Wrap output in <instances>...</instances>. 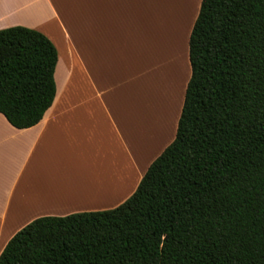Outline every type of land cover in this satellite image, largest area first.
Instances as JSON below:
<instances>
[{"label": "trees", "instance_id": "obj_1", "mask_svg": "<svg viewBox=\"0 0 264 264\" xmlns=\"http://www.w3.org/2000/svg\"><path fill=\"white\" fill-rule=\"evenodd\" d=\"M175 138L103 210L35 218L0 264H264V0H202ZM55 44L0 30V112L16 127L53 103Z\"/></svg>", "mask_w": 264, "mask_h": 264}, {"label": "crops", "instance_id": "obj_2", "mask_svg": "<svg viewBox=\"0 0 264 264\" xmlns=\"http://www.w3.org/2000/svg\"><path fill=\"white\" fill-rule=\"evenodd\" d=\"M201 1L0 0V30H39L58 51L56 93L41 120L19 128L0 112V254L35 218L113 208L135 191L175 138ZM178 70L171 95L175 129L168 123L170 141L152 158L141 133L150 139L146 126ZM77 171L96 180L80 179L77 190L61 197L48 194L59 175Z\"/></svg>", "mask_w": 264, "mask_h": 264}, {"label": "rangeland", "instance_id": "obj_3", "mask_svg": "<svg viewBox=\"0 0 264 264\" xmlns=\"http://www.w3.org/2000/svg\"><path fill=\"white\" fill-rule=\"evenodd\" d=\"M172 70H173V68L170 65L169 69H168L170 74L172 73ZM180 74H181V72H180V70H178V74L175 76L171 87H170L169 83H167L162 88V96L157 101L158 102V104H156L157 106L153 109V120L154 121L152 122V125L146 126V131L148 130V128H150V133H151L150 139L148 138V132L141 133L142 136L144 134L146 135V140H145L146 143H148V141L151 142L152 158H153V156H156L160 152V150L163 148L165 143L170 141L171 134H169V132H168V135H166V132L168 131V126H167L168 123L171 125V129L173 131L175 129L174 125H176V122L174 120H172V118L174 117L175 114H173V111L171 110V106L173 103L171 95L173 93L174 82L178 81ZM169 88H170V90H169ZM146 100H148V98H146ZM163 103H165L164 106H163ZM160 119H161V121H159ZM158 121H159V123H158L159 129L157 128L158 130H156L155 134H153V127H154L155 123H157ZM153 135H155V136L153 137ZM86 174H85V172L79 173V171H77V172H73L72 175H69V177H67V178L65 177V179H62V180L59 178L62 177L63 175H59L58 179L55 180L53 187H51L48 190V194L51 195V194L55 193V194H59V196L61 197L64 194V192L66 193V192H69L72 190H77L79 188L78 186H81L80 184H82L79 181L80 179H86L88 182L96 180V178L93 177L90 173L86 172Z\"/></svg>", "mask_w": 264, "mask_h": 264}]
</instances>
